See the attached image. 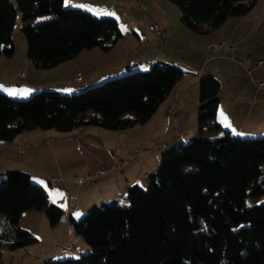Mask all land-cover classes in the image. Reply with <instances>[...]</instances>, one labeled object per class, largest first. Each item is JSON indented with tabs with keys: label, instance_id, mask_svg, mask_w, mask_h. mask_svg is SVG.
Masks as SVG:
<instances>
[{
	"label": "trees",
	"instance_id": "obj_1",
	"mask_svg": "<svg viewBox=\"0 0 264 264\" xmlns=\"http://www.w3.org/2000/svg\"><path fill=\"white\" fill-rule=\"evenodd\" d=\"M170 1L179 6L183 23L202 33L246 14L258 0ZM64 3L0 0V54L15 53L18 10L23 13L27 55L40 68L57 66L97 46L109 50L122 36L116 18ZM44 15L50 17L35 21ZM136 63L126 69H140L110 74L67 94L41 88L28 98H15L0 89V141L37 127L71 131L99 125L119 130L146 123L186 69L161 60L144 69ZM220 89L213 74L199 78L197 135L162 154L157 169L149 173L148 187L131 184L124 202L104 200L80 218H69L91 251L47 259L45 264H264V135H236L220 122ZM29 209L43 210L52 226L65 216L33 173L6 171L0 176V248L37 241L19 226Z\"/></svg>",
	"mask_w": 264,
	"mask_h": 264
},
{
	"label": "rangeland",
	"instance_id": "obj_2",
	"mask_svg": "<svg viewBox=\"0 0 264 264\" xmlns=\"http://www.w3.org/2000/svg\"><path fill=\"white\" fill-rule=\"evenodd\" d=\"M12 1L15 2V0ZM263 6V0H260L256 8L260 9ZM66 7L81 8L97 16H112L118 20L122 36L109 50H104L101 47L94 50L97 51L94 61L99 58L100 67L103 64L133 65L137 64L138 61V64L144 69L147 66L143 60L156 54H166L161 55L164 58L157 60L169 63L181 62L190 69L193 67L199 68L203 66L204 62H209V66L216 68L217 73L224 78L234 67H238L229 53L209 48L218 44L215 40L213 41L216 43L209 42L213 35L212 31L199 33L188 28L181 19L182 14L179 6L170 0H69ZM106 13H112L113 15ZM49 17L50 15L40 16L35 21H44ZM151 24L160 25L163 33L161 35L156 34L150 29ZM22 25L23 13L18 10L13 31L16 50L12 56L0 54V82L6 81L14 85L21 84L20 80L18 82L16 80L22 70L26 73L25 79L36 84L53 85L69 81V78L71 80L72 76H68L69 70L65 67L40 68L28 58L27 41L21 30ZM260 41L264 43V32L261 34ZM255 56H258V53H255ZM255 56L253 55V57ZM216 57H227L228 60L216 59ZM256 58L258 59V57ZM91 66L92 64L89 63V68ZM138 68L135 65L113 76H119ZM191 70L194 71V69ZM184 75L189 74L186 71ZM106 78L101 77L99 82ZM72 80L77 82L74 79ZM193 87V84L189 86L184 95L186 110L184 115H186V118L182 122L181 118V123H178L181 116L176 117L179 114L177 110L174 114L169 113V107L176 105L174 97L179 89V83H177L168 97L160 104L158 110L145 124L119 130L107 129L99 125H84L77 130L66 132L54 128L50 130L37 128L26 131L30 136H27L26 133L18 136L14 140L15 142H0V176L11 169L40 173L44 176V187L50 192L51 200L64 208L69 206L77 208L76 206H78L80 200L79 194H82V197L85 198V194L93 193L96 199L90 204L94 202L98 204L112 197H117L124 202L125 191L122 195L120 190H123L121 176L124 175L122 168L126 158L134 159L132 165V159L129 161L131 166L129 164V167L126 166L127 172L130 175H133L134 172L138 173L139 163L150 162L148 168L152 167V164H154L152 153H156L164 143L178 139L177 133L186 132L185 129L192 130L193 127L196 130L198 129L199 86L198 95H196L197 88H195V92H192ZM0 89L15 98H28L32 94L21 97V93L10 92L9 89L1 85ZM30 90L29 88L27 92ZM57 90L66 94L76 91L72 89ZM13 92L15 94H12ZM33 92H37V90ZM195 133L182 141L179 140L176 145L189 142L197 135ZM262 134L264 135V130ZM22 146L24 149L20 150ZM172 147L160 150L159 162L162 154ZM113 150L116 156L112 154ZM115 150H120V152ZM53 157L71 166L73 179L79 175L83 176L84 180L78 184L51 185L48 180L52 176L58 178L62 176L58 173V167H56ZM149 159L151 160L149 161ZM159 162L153 167L155 170ZM79 164L81 166H77ZM102 165L111 170L110 173L100 177H91L90 175ZM145 172L146 170L142 171V174L145 175ZM147 177L148 181L142 184L146 187L150 184L149 175ZM56 181L62 180L57 179ZM105 182H107V185L104 184ZM91 184L98 185L99 188L90 187ZM101 184L104 185L101 186ZM88 186L89 188H87ZM125 188H128V186ZM79 212L76 215L78 218L84 214ZM3 217L4 215H0V220ZM60 223L53 227L43 210L32 209L24 212L19 220V226L29 230L37 241L14 249L9 248L7 245L3 246L0 248V264H45L47 259L78 257L91 251L83 236L78 235L79 242L76 241L77 234L75 230L68 234L66 226ZM67 245L72 246V249L68 252L57 249L58 246L64 247ZM48 252L53 253V255L45 259Z\"/></svg>",
	"mask_w": 264,
	"mask_h": 264
},
{
	"label": "crops",
	"instance_id": "obj_3",
	"mask_svg": "<svg viewBox=\"0 0 264 264\" xmlns=\"http://www.w3.org/2000/svg\"><path fill=\"white\" fill-rule=\"evenodd\" d=\"M259 2L260 0H258L255 6L246 14L240 15V16H237V15L231 16L219 28L212 31L213 35H212L211 40H209V42L216 41L217 43H220V42L226 41L222 45V47L219 49V51L222 50L224 53H229L232 59H234L235 64L238 66V67H234V69L229 71V73L227 74L225 78L221 76L219 73H217L218 70L216 68H214L213 66H209V62L207 63L204 62L203 66H200L199 68H194V67L191 68V69H194V71L191 70L190 68H187V66L182 64L181 62H175V63L182 65L189 74L187 76L183 75L182 78L177 82L179 83V89L177 90L176 96L174 97V101H175L174 103L176 104L177 112L179 113L176 117L181 116L180 119L178 120V123H181L186 118V115H184V112L186 111L185 106H184V103H185L184 95L186 94V91H188L187 90L188 87L192 86L193 84L194 87L192 89V92H195V88H197L196 95H198L199 78L203 74L211 73L214 76H216L221 82V89L219 92L220 101H219V106H218V119L220 120V122L225 127L229 128L233 134H236V135L238 134L240 135L262 134V131L264 130V87H259L252 77L261 78L264 76V74L261 69H253L251 70V72L249 71L253 67V64L256 62L257 60L256 57H258V59L259 58L264 59V43L260 41L261 34L264 32V20H263L264 6L261 7L260 9H257L256 6ZM263 3H264V0H263ZM229 45H234L235 50L228 51ZM97 47H94L92 49H86L88 51L83 50L78 55H76L74 58L57 65V66L65 67V69H68L69 70L68 76H72V79H74V77L78 73H82L83 79L80 82H74L72 79L70 80L69 78V81H66L64 83L53 84V85H45V84L42 85V84L33 83L30 80L25 79L26 76H22L21 74H19V77L17 76L18 79L16 81L18 82L20 80L21 84L14 85L13 83L10 84V82L2 81L0 82V85L4 88L9 89L10 92L15 91L17 93H21L20 95L22 96H26V95H29L31 92L35 91L36 89H41V88L67 89V90L81 88L83 86L89 85L99 80L103 76L106 77L110 74L118 73L126 69L127 65L125 64H114V65L113 64H110V65L103 64L100 67L99 58L96 61H94V58L96 57V54H97V51H94V50ZM255 53H258V56H255ZM161 55H166V54H156L154 56H148L147 59L143 61H145V64H148L154 60L162 58L163 56ZM253 55L255 57H253ZM216 59L228 60L227 57H216ZM134 61H136V59H134ZM89 63L92 64L91 68H89ZM29 88L31 90L27 92ZM221 111H223V113L227 117L226 121L220 117ZM150 118L148 119V121L150 120ZM80 127L76 128V130L79 129ZM37 128L25 130L21 132L20 134H18L12 140H2L0 142H7V141L15 142L14 140L18 136H21L23 133H26V131L34 130ZM42 130H50V129H42ZM197 130L194 127L192 128V130L185 129L186 132L180 130L181 132L177 133L178 139H175L171 142L164 143L162 148L164 149V148L173 146L174 144L178 143L179 140L182 141L186 139L192 133H195V132L197 133ZM27 136H30V135L27 134ZM0 146H1V143H0ZM162 148H159L156 153H152L151 155L152 162H154V164H152L153 165L152 167L148 168V166L150 165V162L148 163L142 162V164L139 163L140 165L139 167L140 171L138 170L139 174L137 172H134L133 175H130L127 172L126 166H128V164L130 163L129 161L131 159H132L131 160V165H132V162H134V159L126 158L125 164H123V168H122V173L124 174L123 176L125 178L121 176L123 190H120V191L122 195H123V191H125L126 193L127 188L125 187L131 185V183H134V184L139 183L142 185L148 181L147 175H149L150 172L155 170V168L153 167H155V165L159 162V159H160L159 157H160V152H161L160 150H162ZM21 149H24V147L23 146L20 147V150ZM112 154L116 156V153H114V150ZM54 160H55L56 167H58V173L63 176L64 180L50 182L47 179L48 182L51 185L66 184V183H67L66 185L76 184V183L78 184V182H76L75 179H73L72 177V173H71L72 170H70L71 166L67 165L66 163H62L59 159L54 158ZM150 160L151 159H149V161ZM131 165L129 164V166ZM77 166H81V164ZM144 170H146L145 175L142 174V171ZM31 173H33V175L36 177V180L38 182H40L43 186H45L43 175H40V173H36V172H31ZM39 179H42V180H39ZM93 184L89 186L90 187L94 186V187L99 188L98 185H93ZM104 184L107 185V182H105ZM104 184H101V186ZM89 186L87 188H89ZM49 195H50V192H49ZM115 196H118V195H115ZM79 198L80 200L78 202V206H76L77 208L71 207V206H69L68 208L63 207L65 210V216L61 219L60 221L61 223L60 222L59 223L64 224L66 226V230L68 234H71L74 231L72 225L69 223V218L71 216L78 218L76 216L78 215V211H80L79 213L81 212L84 213L92 205L97 203V202H94L90 204L94 199H96L93 193L85 194V198L82 197V194H79ZM112 198H117V197H112ZM29 210H32V209H29ZM36 210H40V209H36ZM24 212L22 213L21 217L23 216ZM75 238H76V241L79 240L78 235ZM80 244H81V241H80ZM52 255L53 253L50 254L48 252L46 254L47 257L45 256V259L49 258V256H52Z\"/></svg>",
	"mask_w": 264,
	"mask_h": 264
},
{
	"label": "built area",
	"instance_id": "obj_4",
	"mask_svg": "<svg viewBox=\"0 0 264 264\" xmlns=\"http://www.w3.org/2000/svg\"><path fill=\"white\" fill-rule=\"evenodd\" d=\"M150 29L153 30L158 35H161L163 33V29L158 24L150 25ZM225 42L226 41L220 42L218 44L210 46L209 48L211 50H219ZM234 50H235V46L234 45H229L228 46V51H234ZM253 69H261L263 74H264V59L263 58L257 59L256 62L253 64V67L249 71L251 72V70H253ZM20 74L22 76L26 75L24 70H22ZM252 78H253V80L256 82V84L259 87H264V76L261 77V78H255V77H252ZM82 79H83V76H82L81 73H78L75 76V78H74V80H76L77 82L82 81ZM176 110H177V106L176 105H172V106L169 107V113L170 114H174L176 112ZM115 151L116 152H120V150H115ZM110 171L111 170H109L105 165H102L97 170H95L90 176L91 177H100V176L107 175ZM57 179L63 180V177L60 176L58 178L56 176H52L49 180H50V182H55ZM75 180L78 183H81L82 180H84V177L77 175V176H75ZM71 248H72L71 245H67V246H64V247H59V246L57 247L58 250L63 251V252H68L69 250H71Z\"/></svg>",
	"mask_w": 264,
	"mask_h": 264
},
{
	"label": "snow or ice",
	"instance_id": "obj_5",
	"mask_svg": "<svg viewBox=\"0 0 264 264\" xmlns=\"http://www.w3.org/2000/svg\"><path fill=\"white\" fill-rule=\"evenodd\" d=\"M64 2H65V5L67 6L69 0H64ZM106 14L113 15L112 13H106ZM12 94H15V93L13 92ZM220 117L222 119H224L225 121L227 120V117L225 116V114L223 113V111L220 112ZM53 195H55V194H53ZM53 202H55V201L53 200Z\"/></svg>",
	"mask_w": 264,
	"mask_h": 264
}]
</instances>
